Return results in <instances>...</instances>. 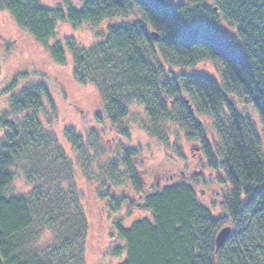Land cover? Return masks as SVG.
<instances>
[{
  "label": "trees",
  "instance_id": "obj_1",
  "mask_svg": "<svg viewBox=\"0 0 264 264\" xmlns=\"http://www.w3.org/2000/svg\"><path fill=\"white\" fill-rule=\"evenodd\" d=\"M0 9L48 47L56 64H67L69 49L77 82L98 89L105 116L119 135L130 138L124 121L130 105L141 106L150 137L168 144L167 124H179L187 141L204 154L207 167L222 176L218 182L229 186L216 216L199 202L190 183L148 194L135 166L136 149L123 148L120 160L108 166L100 156L92 158L104 137L101 117L86 137L66 129L86 179L118 182L124 176L140 199L139 209L151 215L129 228L115 222L116 239L123 244L113 252L125 255L121 264H264L263 140L232 100L234 96L253 106L264 127V0H187L177 5L171 0H82L81 8L71 0L55 8L44 7L41 0H0ZM134 14L141 19L98 33L104 40L89 47L74 39L49 46L59 21L74 28L98 27L107 19L128 20ZM222 21L237 28V36L226 33ZM160 58L175 68L221 61L223 81L176 75ZM29 77L18 75L7 87L9 111L0 115V264H85L88 223L73 165L43 122L56 114L50 90L43 84L22 87ZM199 116L212 120L218 142L208 139ZM91 139L96 142L92 147ZM17 172L32 186L27 195L11 194ZM99 195L112 201L113 210L128 201ZM226 227L231 234L217 251L216 238ZM46 230L53 239L42 252L36 244Z\"/></svg>",
  "mask_w": 264,
  "mask_h": 264
},
{
  "label": "rangeland",
  "instance_id": "obj_2",
  "mask_svg": "<svg viewBox=\"0 0 264 264\" xmlns=\"http://www.w3.org/2000/svg\"><path fill=\"white\" fill-rule=\"evenodd\" d=\"M71 1L74 7L81 8L82 0ZM186 1L171 0L173 5ZM61 2L62 0H41L46 8H55ZM140 19V16L134 14L128 17V20L112 18L105 20L98 27L84 24L79 28L59 21L57 36L50 41L49 46L57 40L74 39L79 45L89 47L96 41L104 40V38L98 39V33L105 34L112 26ZM220 27L230 36H237V28L229 26L225 21H222ZM67 58L66 65L56 64L50 56L48 47L36 41L27 30L22 29L8 11L0 9V115L9 111L11 96L5 92L18 75H30L21 83L22 87L43 84L49 88L56 114L54 118L46 117L43 122L45 127L55 133L59 145L73 165L80 202L88 223L85 264H121L125 255L115 257L113 252L117 245L123 244L116 239L115 222L121 221L126 228H129L138 220L151 219V215L139 209L137 203L140 199L135 196L133 185L124 176L118 182L109 179L100 181L102 187L95 180L89 182L86 179L77 154L66 137L65 130L68 128L86 137L93 127L100 125L98 117H101L104 137L99 146H95L92 158L98 155L103 166L104 164L108 166L110 161L120 160L123 148L136 149L138 154L134 159L135 166L146 182L148 194L161 192L164 188L178 183H190L196 189L199 202L209 208L213 215H218L221 211V200L228 192L229 186L218 182L217 177L220 174L207 167L204 154L197 144L187 141L184 129L179 124H167L170 140L168 144H164L148 135L146 127L149 125V120L144 108L133 104L129 107L130 115L124 121L131 136L122 137L114 127L111 128L98 89L94 85H80L77 82L74 75V60L69 49H67ZM160 59L166 70L176 75H202L214 79L220 85L223 81L224 66L221 61L204 62L189 68H175L166 65L163 59ZM156 62L159 63V57L156 58ZM232 100L256 125L264 146V127L258 111L234 96ZM198 119L205 123L208 139L211 142H218L212 120L207 116H199ZM2 137L3 130L0 129V139ZM90 142V147L96 143L93 139ZM84 159L83 157L81 161L84 162ZM83 165H88L87 160ZM105 177L107 179V175ZM31 190L32 186L26 182L24 175L17 172L11 194L27 195ZM99 193L108 194L111 199L126 197L128 201H123L120 209L113 210L112 201L101 198ZM52 239L51 232L44 231L36 244L38 250L46 251Z\"/></svg>",
  "mask_w": 264,
  "mask_h": 264
},
{
  "label": "water",
  "instance_id": "obj_3",
  "mask_svg": "<svg viewBox=\"0 0 264 264\" xmlns=\"http://www.w3.org/2000/svg\"><path fill=\"white\" fill-rule=\"evenodd\" d=\"M232 229L230 227H226L222 229L217 238H216V250L219 251L220 248L225 244V242L228 240Z\"/></svg>",
  "mask_w": 264,
  "mask_h": 264
}]
</instances>
